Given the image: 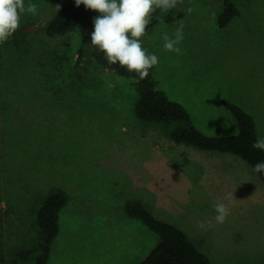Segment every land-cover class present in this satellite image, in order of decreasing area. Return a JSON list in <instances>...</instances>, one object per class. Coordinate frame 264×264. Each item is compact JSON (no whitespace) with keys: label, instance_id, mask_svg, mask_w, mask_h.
I'll return each instance as SVG.
<instances>
[{"label":"rangeland","instance_id":"374dc122","mask_svg":"<svg viewBox=\"0 0 264 264\" xmlns=\"http://www.w3.org/2000/svg\"><path fill=\"white\" fill-rule=\"evenodd\" d=\"M70 1L24 0L38 6L37 14L22 15L19 29L0 44V264H34L31 255L24 260L20 253L40 241L37 209L57 190L67 200L48 264H138L159 236L128 216L125 204L143 198L149 181L165 193L148 209L184 230L212 264H263L264 223L254 206L241 202V185L247 184L242 173L225 164L239 182L224 165L215 171L219 186L194 181L192 165L207 155L172 141L163 123L136 117L139 91L132 78L97 62L90 43L79 56L76 29L47 34L55 6ZM229 1L236 14L224 26L223 0H182L159 10L141 38L142 47L158 57L157 88L179 101L198 129V106L183 87H216L212 95L203 90L210 101L204 106L214 113L221 105L223 116L232 118L225 104L213 102L219 94L263 128L264 0ZM180 25L183 54L177 55L164 49L162 36ZM154 165L163 171L149 172ZM228 193L234 196L230 214L215 224L213 205ZM259 199L264 202V192L253 203ZM200 221L215 227L202 231Z\"/></svg>","mask_w":264,"mask_h":264},{"label":"trees","instance_id":"16d2710c","mask_svg":"<svg viewBox=\"0 0 264 264\" xmlns=\"http://www.w3.org/2000/svg\"><path fill=\"white\" fill-rule=\"evenodd\" d=\"M223 3L224 10L219 15L220 26L227 24L236 14L232 2L223 0ZM159 10L156 9L152 13V19L146 31L156 22V14ZM98 15L99 13L95 11L86 10L83 5L77 8L75 0H71L48 21L46 32L49 35H63L76 29L79 35L78 54L81 56L86 44H91L93 19ZM93 55L96 61L106 69L131 78L135 76V73L121 68L118 63L109 65L103 52L94 46ZM135 84L139 91V97L134 106L136 117L140 120L163 123L168 137L175 143H184L198 149L232 152L247 160L253 168L257 162L264 161V151L252 147L258 138L255 119L242 106L221 99L236 118L239 132L234 135L213 136L198 129L186 108L179 101L171 99L164 90L157 88L150 70L146 79ZM259 175L264 181V173ZM66 200V193L61 190L51 192L43 199L35 219L39 228L40 241L34 248L22 251L21 258L27 260L31 255L34 264H48L51 244L59 233V212ZM125 213L140 219L159 236L157 244L138 264H212L209 257L195 246L184 230L156 217L141 201H128L125 204ZM1 238L0 232V240Z\"/></svg>","mask_w":264,"mask_h":264},{"label":"clouds","instance_id":"9594fccd","mask_svg":"<svg viewBox=\"0 0 264 264\" xmlns=\"http://www.w3.org/2000/svg\"><path fill=\"white\" fill-rule=\"evenodd\" d=\"M178 3H182V0H75L77 8L83 5L86 10L99 13L93 19L91 45L103 52L109 65L118 63L121 68L135 73L132 78L133 83L146 79L149 70L159 62L155 54H149L142 47L141 38L146 34L152 13L156 9L170 10ZM37 9L36 4L25 5L24 0H0V44L6 43L19 29L22 15L27 13L35 16ZM55 9L58 13L61 5L57 4ZM193 10L190 7L188 12L191 13ZM183 38V25L176 28L172 36L163 34L164 49L182 55L179 44ZM108 86L111 88L115 85ZM252 147L264 151V138L258 137ZM253 171L264 173V161L257 162ZM233 200V193H228L223 201L213 205L216 212L215 224L225 223ZM215 224L212 221H200L197 227L202 231H208L215 227Z\"/></svg>","mask_w":264,"mask_h":264},{"label":"crops","instance_id":"0c3cea01","mask_svg":"<svg viewBox=\"0 0 264 264\" xmlns=\"http://www.w3.org/2000/svg\"><path fill=\"white\" fill-rule=\"evenodd\" d=\"M150 71L154 78L153 67L150 69ZM183 88H184L183 90H187L190 93L189 96L192 98V101L198 106L196 107L195 122L200 127L199 129H201V131L209 135H217V136L234 135L239 132V126L236 118L234 116L231 118L230 115L223 116L225 109H223L221 105L220 106L216 105L218 110L215 111L214 113L210 110V106L208 107L204 106L206 102H210V101L207 98V96L203 94V90L208 89L209 93L212 95V93L215 92L216 87H183ZM217 98L219 99L218 101L216 100ZM220 99L221 97L219 96V94H217L214 96L213 102L221 103ZM251 110L254 111L253 108ZM262 126L263 128H261L257 122L256 125L257 135L260 138H264V123H262ZM197 151L198 154L207 155V158L201 159V161H199V164L192 165V170H191L192 179H194V181L197 180V182L200 180L202 184L205 181H207L209 185H211L214 182L217 186H219L218 181H222V178L216 175L215 171H217L218 168L224 165L225 167H227L225 171L231 172L230 175L232 176L233 182H239L235 177L232 169L225 164L231 165L233 168H235L236 170L242 173L244 180L247 182V184L241 183L242 184L241 187L243 188L239 192V195L241 196V202L250 204L251 206L249 207V209H252L254 206L258 210L257 216L264 223V202H261V200L259 199L256 203H253L255 197L259 194L261 195V193L264 192V181L260 177L259 173L253 171L254 169L253 166L247 160L232 152H221L216 150H205V149L198 150V148ZM199 152H203V153H199ZM217 153L218 155H216ZM214 155H216V157H214ZM169 168L178 169L180 167L169 166ZM147 169L149 172L154 171L156 173H161L163 171V166L161 167L157 165H154L153 167L147 166ZM180 171L185 172L184 169H181ZM145 190L146 192L144 194V197L141 198L139 201H141L147 208H149L147 204L148 202H150L153 198L156 197L162 199V195H164L165 193L161 189L158 191L154 190L152 188L151 181L147 182Z\"/></svg>","mask_w":264,"mask_h":264}]
</instances>
